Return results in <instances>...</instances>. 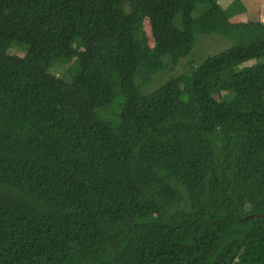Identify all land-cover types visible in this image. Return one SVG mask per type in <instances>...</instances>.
Segmentation results:
<instances>
[{
	"label": "trees",
	"instance_id": "trees-1",
	"mask_svg": "<svg viewBox=\"0 0 264 264\" xmlns=\"http://www.w3.org/2000/svg\"><path fill=\"white\" fill-rule=\"evenodd\" d=\"M242 12L0 0V264H264V21ZM210 33L232 45L143 93Z\"/></svg>",
	"mask_w": 264,
	"mask_h": 264
},
{
	"label": "rangeland",
	"instance_id": "rangeland-1",
	"mask_svg": "<svg viewBox=\"0 0 264 264\" xmlns=\"http://www.w3.org/2000/svg\"><path fill=\"white\" fill-rule=\"evenodd\" d=\"M223 9L229 10V4L233 0H215ZM244 7V12L238 17V14L228 15L232 22L241 21L240 17L244 21H264V0H239ZM144 23L147 25L148 20L145 19ZM146 33H149L148 26ZM150 38V37H149ZM151 41V40H150ZM232 45V41L219 35L218 33L199 34L197 43L191 52L183 57L176 66L167 70H160L153 79L142 86V91L145 94L152 92L158 88L163 82L172 76L179 75L181 73L191 72L198 64L204 61L207 57L214 55L220 51L229 48ZM8 53L23 55L24 52L17 45L11 47ZM72 64L55 65L50 71L57 76H66L68 70Z\"/></svg>",
	"mask_w": 264,
	"mask_h": 264
},
{
	"label": "crops",
	"instance_id": "crops-1",
	"mask_svg": "<svg viewBox=\"0 0 264 264\" xmlns=\"http://www.w3.org/2000/svg\"><path fill=\"white\" fill-rule=\"evenodd\" d=\"M242 13H243V12H242ZM242 13H240V14L238 15V17L241 16ZM240 19H241V21H244V18L242 19V18L240 17Z\"/></svg>",
	"mask_w": 264,
	"mask_h": 264
}]
</instances>
